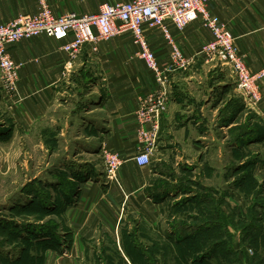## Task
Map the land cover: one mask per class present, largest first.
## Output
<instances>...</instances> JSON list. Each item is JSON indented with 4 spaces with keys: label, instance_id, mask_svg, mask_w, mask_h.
<instances>
[{
    "label": "crops",
    "instance_id": "crops-1",
    "mask_svg": "<svg viewBox=\"0 0 264 264\" xmlns=\"http://www.w3.org/2000/svg\"><path fill=\"white\" fill-rule=\"evenodd\" d=\"M47 2L56 15H61L93 13L101 3L117 1ZM38 6L37 0H0V24L22 14H34ZM208 7L211 15L236 36L250 70L264 68V0H211ZM165 25L182 52L196 55V59L185 70L167 73L166 108L159 117L151 166L183 156L204 163L209 151L217 156H236L238 148H250V155L263 156V151L254 148L264 145V78L260 81L259 105L244 103L234 92L229 68L197 54L212 39L200 18L183 30L169 20ZM144 34L163 67L169 59V43L159 28L145 27ZM60 46L45 34L8 45L10 56L21 67L17 95L6 94L0 84V104L5 107L0 105V138L18 134L23 139L35 138L43 146L48 140L71 141V151L86 157L85 163L96 179L104 177L103 152H118L124 162L107 181V189L112 202L126 206L134 196L141 198L150 179L158 175L151 167L138 166L134 157L140 152L136 112L142 100L159 95L160 86L145 62L136 57L137 46L130 35L102 41L96 51L84 45L74 59ZM245 124L249 130L257 125L256 139L247 138L249 130L238 133V127ZM241 139L247 144L237 142Z\"/></svg>",
    "mask_w": 264,
    "mask_h": 264
},
{
    "label": "rangeland",
    "instance_id": "rangeland-1",
    "mask_svg": "<svg viewBox=\"0 0 264 264\" xmlns=\"http://www.w3.org/2000/svg\"><path fill=\"white\" fill-rule=\"evenodd\" d=\"M207 9L210 20L232 33L256 76L254 98L238 88L231 66L201 53L214 35L200 15L195 20L212 39L197 54L228 67L234 92L257 107L264 68L250 70L236 36ZM190 56L192 65L196 55ZM71 144L48 140L43 146L18 134L0 138V264H264V145L254 148L263 156L238 148L236 156L209 151L204 163L183 156L177 163L172 158L145 165L158 175L125 206L111 201L105 173L72 178L89 167Z\"/></svg>",
    "mask_w": 264,
    "mask_h": 264
},
{
    "label": "built area",
    "instance_id": "built-area-1",
    "mask_svg": "<svg viewBox=\"0 0 264 264\" xmlns=\"http://www.w3.org/2000/svg\"><path fill=\"white\" fill-rule=\"evenodd\" d=\"M209 1L211 0H127L102 3L93 13L67 12L56 15L46 0H38L39 9L36 13L19 15L0 24V83L8 94L17 91L21 65L12 59L7 47L23 38L45 34L60 42V48L74 59L84 45H89L92 51H96L102 41L118 35H130L137 46L136 57L145 62L160 86L159 95L142 100L136 112V138L140 152L134 157V161L138 166L148 165L158 139L159 117L166 108L167 73L187 69L194 59L193 56H186L174 43L165 25L166 20L171 21L178 30H183L200 15L214 35V40L205 45L201 53L225 61V64L231 66L238 88L248 98H254V93H257L256 76L248 71L236 51L232 33L225 26L210 20L207 9ZM145 27L159 28L170 44L169 59L163 67L145 38ZM263 74L264 72L258 75ZM102 157L105 174L108 179H112L121 168L123 160L115 151H104Z\"/></svg>",
    "mask_w": 264,
    "mask_h": 264
},
{
    "label": "trees",
    "instance_id": "trees-1",
    "mask_svg": "<svg viewBox=\"0 0 264 264\" xmlns=\"http://www.w3.org/2000/svg\"><path fill=\"white\" fill-rule=\"evenodd\" d=\"M239 110V109H238ZM257 125H255L252 129H250L249 130V128H248V124H245V125H243V126H240V127H238V133H241V132H243L244 130H249V131H247V133H246V136H247V138H250V140H252V139H256L255 137L257 136V132H256V130L255 129H258L257 127H256ZM238 143H242V145L243 144H245L247 141H245V139H241L240 141H237ZM247 144V143H246ZM245 144V145H246ZM254 164H255V162H253V164H252V168H253V166H254ZM92 170L91 169H89V171H87V169L86 168H81V169H77V171H75L74 173H73V175H72V178H74V179H79V178H81L80 176H82V178L84 177V176H91L90 174L92 173L91 172ZM248 171H250V170H248ZM247 171V172H248ZM94 174V173H93ZM70 178V180H71V177H69ZM249 180H252V181H254L253 179H249ZM248 180V181H249ZM247 181V182H248ZM71 182H72V180H71ZM74 184V183H73ZM255 184V183H254ZM253 226V225H252Z\"/></svg>",
    "mask_w": 264,
    "mask_h": 264
}]
</instances>
